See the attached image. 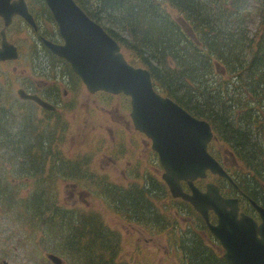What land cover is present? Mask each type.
I'll return each mask as SVG.
<instances>
[{
    "label": "trees",
    "instance_id": "1",
    "mask_svg": "<svg viewBox=\"0 0 264 264\" xmlns=\"http://www.w3.org/2000/svg\"><path fill=\"white\" fill-rule=\"evenodd\" d=\"M75 1L119 43L130 64L149 70L160 94L211 125L214 140L210 153L220 160L215 146L220 143L226 155L232 157L234 168H238L234 171L231 163L226 167L239 189L264 207L263 22L257 32L253 30V12L264 21V0ZM26 2L38 26L42 27L44 20L55 23L44 0ZM169 8L178 13V18L172 17ZM40 35L58 42L53 33ZM40 43L34 45H38L34 53L45 54V80L56 85L52 93L60 95L58 67L63 69L62 65L70 83H75L74 78L76 86H83L70 65ZM31 69L35 74L36 68ZM49 114L55 118L57 111ZM6 119V114L0 116V143L12 147L14 156L28 153V160H21L18 170L32 183L27 180L31 187L26 200H16L18 188L4 190L0 186L4 214L12 218L16 227L21 224L28 233V226L33 229L35 250L42 256L56 254L64 264H129L120 259V235L106 225L101 213L67 207L59 203L57 196L50 200L45 193V200L44 193H38L50 192L44 180L54 174V157L58 156L62 173H77L76 178H80L79 162L54 153V143L59 145L61 134L65 133L61 119L47 120L45 135L34 133L38 123L29 124L27 148V132L11 135ZM44 143L48 148L46 155L40 157ZM48 167L50 172L45 175ZM96 188L88 193L91 197L99 199L120 220L152 237L165 238L182 264H227L218 241L209 233L203 234L207 226L191 204L172 198L165 183L151 172L123 186L98 181ZM20 247L19 251L29 248L23 243Z\"/></svg>",
    "mask_w": 264,
    "mask_h": 264
},
{
    "label": "rangeland",
    "instance_id": "2",
    "mask_svg": "<svg viewBox=\"0 0 264 264\" xmlns=\"http://www.w3.org/2000/svg\"><path fill=\"white\" fill-rule=\"evenodd\" d=\"M247 9L252 11L250 7ZM168 11L173 18H178L176 11L171 8ZM253 16V30L257 32L256 29L262 22L264 29L263 18L258 17L254 12ZM55 25L51 21L45 22L44 20L42 27L39 26L35 31L16 19L13 27L7 30V38L19 48L20 58L15 62L0 63V116L7 115L4 122H8V128L11 129L10 134H25L29 124L38 123L39 128L34 133L45 135L43 128L46 121L57 120L59 117L64 123L65 133L61 134L59 145L57 142L54 143V153L56 155L61 153L66 160L77 161L80 165V178H76L77 173H62L59 170L58 156L52 158L54 174L52 173L50 176L48 167L45 175L49 174L50 177L48 176L49 178L44 180L45 186L50 189V192L39 190L38 193H44L45 200L47 199L45 193L50 195V200L57 196L59 203L62 202L67 207H84L89 211L101 213L106 225L120 235V259L129 264H182L181 259L175 254L174 249L170 248L165 238L152 237L143 229L120 220L107 210L99 199H94L89 195L91 194L89 192L92 191L90 188L93 187V191H96L98 181L102 180L123 186L135 182L137 179H141L144 174L151 172L163 181L164 171L158 156L153 154L151 140L134 128L130 116V98L105 93L91 95L81 84L74 86L75 88L71 83L70 86H63L64 82L69 84L63 65V69L58 67V72L63 75L64 82L60 86L59 99H53L54 102L59 103L55 118H52L53 115L49 112L18 97V89L34 92L37 86H31V82L40 81L38 75L32 74L31 69L32 64L39 62L37 57H31V52L34 54V50L38 46L34 45H41L39 35L45 34L47 31L57 35L56 41L63 42L60 36L58 37L59 32ZM2 28L3 21L0 19V31ZM123 53L126 54L124 50ZM127 60L130 61L129 58ZM44 82L45 86H41L40 91L42 96L48 99L51 96L49 91L53 86L47 79ZM59 100L61 101L58 102ZM26 132L25 147L27 148L31 133L29 129ZM215 146L219 152L218 155H220L218 161L225 167L231 163L234 168L232 157L226 155V149L220 143H216ZM11 148L0 143V186L4 190L18 188L15 190L16 200H26L30 198L31 186L27 182L30 177L20 174L18 165H21V160H28V153L23 156L24 158L14 156ZM47 148L44 143V147L40 150V157L46 155ZM237 169L234 168V171ZM207 183H215L222 187L226 185L223 179L210 173L197 185L205 190ZM47 205L49 204L47 203ZM25 207L27 208V206ZM31 209H33L32 202ZM3 210L4 207L0 204V264H50L47 253H43L42 256L35 250L37 246L33 242L35 240L32 235L33 229L28 226L27 228L30 230L28 233L21 224L16 227L12 218L5 215ZM251 215L260 220L256 212ZM21 243L30 248V254L28 253L29 248L23 251L18 250L21 248ZM32 249L35 251L34 253Z\"/></svg>",
    "mask_w": 264,
    "mask_h": 264
},
{
    "label": "water",
    "instance_id": "3",
    "mask_svg": "<svg viewBox=\"0 0 264 264\" xmlns=\"http://www.w3.org/2000/svg\"><path fill=\"white\" fill-rule=\"evenodd\" d=\"M44 1L63 40L55 43L43 38L44 46L71 66L91 95L106 92L130 97L134 128L151 140L172 197L188 202L201 215L220 243L227 264H264V207L249 198L259 214L261 222L258 223L240 213L239 199L224 197L218 185L208 183L202 191L195 184L198 179L207 178L209 172L238 189L221 163L209 153V144L214 139L211 125L159 94L149 70L129 64L119 43L75 0ZM15 17H21L37 30L25 0H0V18L5 29ZM5 29L1 31L0 62L15 61L19 51L8 40ZM18 95L48 112L56 111L54 105L37 94L20 89ZM183 183L188 185V191ZM211 213L217 223L211 222ZM47 258L53 264H64L53 254Z\"/></svg>",
    "mask_w": 264,
    "mask_h": 264
},
{
    "label": "flooded vegetation",
    "instance_id": "4",
    "mask_svg": "<svg viewBox=\"0 0 264 264\" xmlns=\"http://www.w3.org/2000/svg\"><path fill=\"white\" fill-rule=\"evenodd\" d=\"M1 19V18H0ZM16 19H19V21H21L23 24H25L27 27H29V28H32L29 24H27L26 22H25V20L24 19H22L21 17H15L14 19H13V22H12V25L10 26V27H8V28H6L5 29V27H4V21H3V28L1 29V31L2 30H4L5 29V31H6V34H7V30L8 29H11L12 27H13V23L15 22V20ZM38 28H39V26H37V30H38ZM33 30H35L34 28H32ZM37 30H35V31H37ZM1 31H0V45H1V41H2V37H1ZM60 35H58V37H59ZM8 37V36H7ZM44 38V36H42V35H39V40L42 42V39ZM59 43H61V42H59ZM43 44V43H42ZM18 51H19V58H20V50H19V48H18ZM43 51H40V52H38V53H34V54H38V55H34V54H32L31 53V57H37L38 58V61H39V64H38V66H33L34 68H36L35 70H37L36 71V75H38V77L40 78V79H38V80H40L39 82H37V83H34L33 81L31 82V86H37V88H35V91L34 92H28L27 90H25L26 92H28L29 94H37V95H39L40 97H42V98H44V99H46V100H48L51 104H53L56 108H57V105L59 104V103H57V102H54V100H58L59 99V96H57V95H55V94H53L52 93V91H49V93L51 94V96H50V98L49 99H47L46 97H44V96H42V94H41V91H40V89H41V86H45V75H44V65H45V54H43L42 53ZM19 58L17 59V60H19ZM17 60H15V61H17ZM15 61H7V62H0V63H9V62H15ZM64 73H65V75L67 76V74L68 73H66V71H64ZM33 74V73H32ZM63 75L61 74V80H62V82H64V77H62ZM33 78V77H32ZM68 78V77H67ZM69 80V79H68ZM73 80H74V82L75 83H77L76 82V80L73 78ZM82 82V81H81ZM75 83H71L73 86H76L75 85ZM62 84V83H61ZM83 84V83H82ZM30 85V84H29ZM28 85V86H29ZM51 86H56L55 85V82L53 83V84H50ZM84 85V84H83ZM63 86H70V81H69V84H66L65 82H64V85ZM20 89H18L17 90V95H18V91H19ZM63 94H64V96H65V90H64V92H63ZM18 97H19V95H18ZM20 98V97H19ZM21 99V98H20ZM54 99V100H53ZM22 100V99H21ZM24 101V100H23ZM61 100H59L58 102H60ZM27 102H31V103H33L34 104V106H37L38 108H40V109H42L40 106H38L36 103H34V102H32V101H27ZM58 109V108H57ZM56 109V110H57ZM43 111H45L44 109H42ZM225 167V166H224ZM225 169H226V167H225ZM227 170V169H226ZM230 174V173H229ZM224 180V179H223ZM200 181H202V180H198V181H196V184H198V182H200ZM225 182H226V185L225 186H219L220 187V189H221V192L223 193V195L226 197V198H238L239 199V209H240V213H244V214H246V215H249L250 217H253L258 223H260V220H257L255 217H254V215H251L253 212H256L257 213V216H258V219L260 218L259 217V214H258V212L255 210V208L252 206V204L250 203V201H249V198L250 197H248L243 191H241L240 189L239 190H237L231 183H228L226 180H224ZM208 184V183H207ZM198 186V185H197ZM199 187V186H198ZM200 188V187H199ZM251 199V198H250ZM251 213V214H250ZM198 214V213H197ZM199 215V214H198ZM200 216V215H199ZM201 217V216H200ZM210 218H211V222L214 224V223H217V218H216V216L214 215V214H211L210 215ZM201 219L203 220V218L201 217ZM204 221V220H203ZM191 222L193 223V221L191 220ZM205 222V221H204ZM205 233H209L212 237H213V235H212V233L210 232V230H209V228H207V230L206 231H204L203 232V234H205ZM209 238V237H208ZM218 246H219V248H220V250L222 251V248H221V246L219 245V243H218Z\"/></svg>",
    "mask_w": 264,
    "mask_h": 264
}]
</instances>
